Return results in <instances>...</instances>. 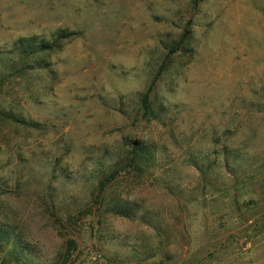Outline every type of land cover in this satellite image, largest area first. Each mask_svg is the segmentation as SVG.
<instances>
[{"label": "rangeland", "instance_id": "374dc122", "mask_svg": "<svg viewBox=\"0 0 264 264\" xmlns=\"http://www.w3.org/2000/svg\"><path fill=\"white\" fill-rule=\"evenodd\" d=\"M24 262L264 264V0H0Z\"/></svg>", "mask_w": 264, "mask_h": 264}, {"label": "trees", "instance_id": "16d2710c", "mask_svg": "<svg viewBox=\"0 0 264 264\" xmlns=\"http://www.w3.org/2000/svg\"><path fill=\"white\" fill-rule=\"evenodd\" d=\"M147 100H148V95L146 94V95H145L144 104H145V107L148 109V106H147ZM70 243H73V242H70ZM29 262H31V261H29ZM29 262H24V264H29Z\"/></svg>", "mask_w": 264, "mask_h": 264}]
</instances>
